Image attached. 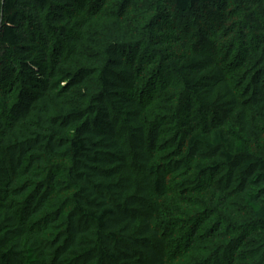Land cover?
<instances>
[{
	"label": "trees",
	"instance_id": "trees-1",
	"mask_svg": "<svg viewBox=\"0 0 264 264\" xmlns=\"http://www.w3.org/2000/svg\"><path fill=\"white\" fill-rule=\"evenodd\" d=\"M238 260L264 264V0H0V264Z\"/></svg>",
	"mask_w": 264,
	"mask_h": 264
},
{
	"label": "rangeland",
	"instance_id": "rangeland-1",
	"mask_svg": "<svg viewBox=\"0 0 264 264\" xmlns=\"http://www.w3.org/2000/svg\"><path fill=\"white\" fill-rule=\"evenodd\" d=\"M236 256H239V252L236 254ZM239 259V258H238ZM234 264H246V262H243L241 260H238L237 262H235Z\"/></svg>",
	"mask_w": 264,
	"mask_h": 264
}]
</instances>
